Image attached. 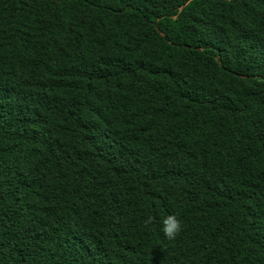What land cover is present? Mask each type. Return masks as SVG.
<instances>
[{"label": "trees", "instance_id": "1", "mask_svg": "<svg viewBox=\"0 0 264 264\" xmlns=\"http://www.w3.org/2000/svg\"><path fill=\"white\" fill-rule=\"evenodd\" d=\"M0 264H264V0H0Z\"/></svg>", "mask_w": 264, "mask_h": 264}, {"label": "clouds", "instance_id": "2", "mask_svg": "<svg viewBox=\"0 0 264 264\" xmlns=\"http://www.w3.org/2000/svg\"><path fill=\"white\" fill-rule=\"evenodd\" d=\"M181 230L180 221L175 215H165L160 220V232L164 238L171 240Z\"/></svg>", "mask_w": 264, "mask_h": 264}]
</instances>
